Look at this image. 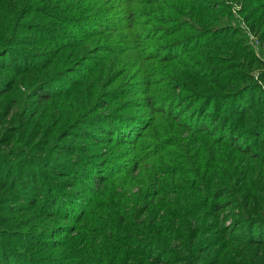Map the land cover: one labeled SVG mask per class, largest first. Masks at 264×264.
I'll return each mask as SVG.
<instances>
[{
	"label": "trees",
	"instance_id": "16d2710c",
	"mask_svg": "<svg viewBox=\"0 0 264 264\" xmlns=\"http://www.w3.org/2000/svg\"><path fill=\"white\" fill-rule=\"evenodd\" d=\"M229 1L264 40V0H0V264H264Z\"/></svg>",
	"mask_w": 264,
	"mask_h": 264
},
{
	"label": "rangeland",
	"instance_id": "374dc122",
	"mask_svg": "<svg viewBox=\"0 0 264 264\" xmlns=\"http://www.w3.org/2000/svg\"><path fill=\"white\" fill-rule=\"evenodd\" d=\"M231 4L232 9V18H234L235 24H238L239 27L243 30V33L246 37L247 44L250 46V48L254 51L255 56L260 60L262 63H264V40L262 39L261 35L254 31V29L251 28L250 24L246 19H244L242 13H240L241 5L240 3H236L235 1H229ZM264 70V65L260 67H257L253 70V76H255V79L258 80L261 84V76L260 74ZM214 162H216V158H214ZM145 216H143L144 218ZM231 218L226 219V225L230 224ZM147 264V263H144Z\"/></svg>",
	"mask_w": 264,
	"mask_h": 264
}]
</instances>
